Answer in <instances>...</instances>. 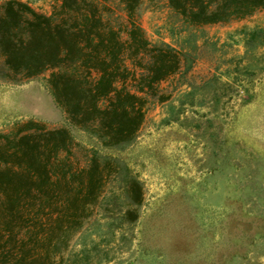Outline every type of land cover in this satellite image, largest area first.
<instances>
[{"label": "rangeland", "instance_id": "374dc122", "mask_svg": "<svg viewBox=\"0 0 264 264\" xmlns=\"http://www.w3.org/2000/svg\"><path fill=\"white\" fill-rule=\"evenodd\" d=\"M21 1L42 13L59 2ZM106 2L124 22L120 3ZM135 12L146 38L177 50L186 70L159 83L167 96L146 105L127 141L105 145L69 123L48 89L49 69L0 79V133L26 120L65 126L74 164L92 153L120 171L61 264H264V6L213 23L188 21L165 0H143ZM126 172L142 191L131 221L117 187Z\"/></svg>", "mask_w": 264, "mask_h": 264}, {"label": "trees", "instance_id": "16d2710c", "mask_svg": "<svg viewBox=\"0 0 264 264\" xmlns=\"http://www.w3.org/2000/svg\"><path fill=\"white\" fill-rule=\"evenodd\" d=\"M143 0H117L114 22L106 0H59L42 13L21 0H0V79L19 82L49 69L46 82L67 121L110 145L131 139L159 83L183 74L185 57L151 43L136 12ZM193 23L227 22L264 0H165ZM178 77H176L177 79ZM65 126L26 120L0 133V264H61L71 235L98 205L119 169L92 153L84 165L69 157ZM134 220L142 198L138 179H118ZM106 207H103V209Z\"/></svg>", "mask_w": 264, "mask_h": 264}]
</instances>
